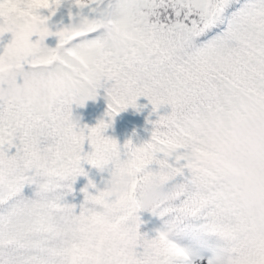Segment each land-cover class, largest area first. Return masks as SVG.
<instances>
[{
    "label": "snow or ice",
    "instance_id": "obj_1",
    "mask_svg": "<svg viewBox=\"0 0 264 264\" xmlns=\"http://www.w3.org/2000/svg\"><path fill=\"white\" fill-rule=\"evenodd\" d=\"M101 90L109 119L81 127ZM140 97L151 138L121 146L104 131ZM84 163L130 190L77 188ZM150 179L168 192L152 236ZM110 232L132 251L104 264H264V0H0V264H96Z\"/></svg>",
    "mask_w": 264,
    "mask_h": 264
},
{
    "label": "rangeland",
    "instance_id": "obj_2",
    "mask_svg": "<svg viewBox=\"0 0 264 264\" xmlns=\"http://www.w3.org/2000/svg\"><path fill=\"white\" fill-rule=\"evenodd\" d=\"M68 11L69 9L67 5L61 6V8H59L56 11V14L52 16L50 24L53 26H64V25L69 24L71 20H70L69 14L66 13ZM53 30H55V27H53ZM10 39H11V34H5L3 42L6 43ZM45 43L49 47H55L57 43V38L55 36L48 37L46 38ZM102 94L103 95H101V97L105 98V94L103 90H102ZM137 105L143 108V112L141 113L139 110L129 107L127 109V112H128L127 116L130 118L129 119L130 123H136L138 120H142L146 124H148L149 120L156 119L157 116L155 113H153L152 105L150 104V102L148 101L146 97L138 98ZM166 110H167L166 108L162 107L161 109H159V113L164 114ZM139 114L141 115L140 118H139ZM73 116L79 119L81 127L85 126L86 122L88 121V124H89L87 126L88 128L94 127L100 120H102V117H105V115L99 110V108L96 107V100L87 101L83 107L74 105L73 106ZM91 118H93L95 122L91 121L90 120ZM121 118L122 116L120 117V119ZM115 128H116V125H115ZM139 129L140 128L135 129V132H139ZM140 145H142V143L137 141V146H140ZM86 150L87 151L89 150L88 144L86 146ZM122 158H124L123 155H122ZM83 165H86L84 169L88 175L87 177H79V178L84 179L85 181L84 185L87 183L88 179H91V180H96V181H103V187H104L105 182L109 179V170L106 168L102 170V172H100L101 174H97L99 173V169H95V168L91 169L92 166L87 163H84ZM80 199H82V196L80 197ZM139 215H140L141 220L146 221L150 227L155 229L158 226L157 218H155L152 215V213L149 212L148 210H142L139 213ZM141 226H142V222L140 224V227ZM145 228L149 230L148 227H145ZM145 228H143V232L146 230Z\"/></svg>",
    "mask_w": 264,
    "mask_h": 264
},
{
    "label": "clouds",
    "instance_id": "obj_3",
    "mask_svg": "<svg viewBox=\"0 0 264 264\" xmlns=\"http://www.w3.org/2000/svg\"><path fill=\"white\" fill-rule=\"evenodd\" d=\"M77 20L75 26H80ZM133 177L127 169L115 173L105 185L107 193L112 199H119L130 190ZM168 199L167 190L155 179L144 181L138 188L136 204L141 210H149L156 207L158 203ZM131 247L129 241L116 232H110L106 235L103 242L98 245L94 252L96 264H104L106 258L111 253L112 259L119 258L117 254L130 255Z\"/></svg>",
    "mask_w": 264,
    "mask_h": 264
},
{
    "label": "trees",
    "instance_id": "obj_4",
    "mask_svg": "<svg viewBox=\"0 0 264 264\" xmlns=\"http://www.w3.org/2000/svg\"><path fill=\"white\" fill-rule=\"evenodd\" d=\"M77 9L72 8V12L75 13ZM69 14V11L66 12ZM102 90L100 91L99 95L97 96L96 100V107L99 108V110L105 115L107 111V102L106 99L101 97ZM139 111L142 113L143 108L139 107ZM128 112L127 109L124 112L119 113L111 122V126L104 131V135L112 137L117 140V142L122 146L125 142L131 140L132 143L137 145V141L141 142L142 144L149 141L151 138V131H152V125L150 123L146 124L142 120H138L136 123H130L129 117L127 116ZM122 118L120 119V117ZM141 115L139 114V118ZM157 118V117H156ZM103 120H108L109 118L105 115V117H102ZM91 121L95 122L93 118L90 119ZM155 120V119H154ZM88 121L86 122V126H88ZM116 125V128H115ZM139 129V132H135V129ZM122 138V139H121ZM124 140V141H123ZM121 141V143H120ZM87 143L85 144V151L86 150ZM83 167H86V165H83ZM95 167H91L93 169ZM97 169V168H95ZM102 170L99 169V173L101 174ZM94 183L97 184L98 187L103 188V181H96L92 180ZM84 179L78 178L76 187H82L84 185ZM142 226L140 227V232L142 234H147L149 236H152L155 234L154 228L150 227L149 224L146 221L141 220ZM145 227H148L149 230ZM143 228L146 230L143 232Z\"/></svg>",
    "mask_w": 264,
    "mask_h": 264
}]
</instances>
